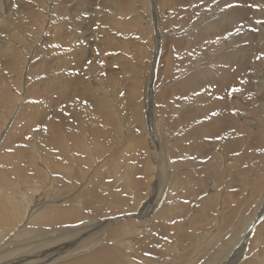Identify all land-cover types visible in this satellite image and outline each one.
<instances>
[{"label":"bare ground","instance_id":"1","mask_svg":"<svg viewBox=\"0 0 264 264\" xmlns=\"http://www.w3.org/2000/svg\"><path fill=\"white\" fill-rule=\"evenodd\" d=\"M68 1V10L82 8L92 10L96 17L100 14L92 9L95 0ZM163 1L166 0L100 1V6H107L113 14V18L108 19L110 25L122 33H125V29L133 30L130 34L143 39L146 45L131 39L128 42L120 41L108 35L107 42L113 46L109 48V45L104 46L102 43L100 60L105 61L103 73H97L95 64L92 69L89 61L86 72L89 76L87 81H91L90 87L86 89H90L94 96L91 98L95 106L94 115L99 114L101 121L97 123L100 127L94 128L99 132H88L85 116L82 117V141L75 145H79L81 154L77 157L83 159L79 162L97 161L98 154L103 150L104 153L111 152L114 157L109 160H114L118 150L112 145L118 144L116 137L124 128L132 130L129 128L132 124H128L127 119L135 121L133 129L138 128L140 138L150 150L141 146V151L129 160L120 154L117 156L119 162L114 167H110L107 162L98 165L110 167L111 170L106 173L105 179L99 176L101 182L97 186L86 178H94L98 174L99 167L92 166L91 172L85 174L86 179L80 184L82 189L77 190V193H69V189L55 184V172L46 174L39 167L41 154L38 140L42 137L46 139L47 135L57 137L54 134L56 127L50 118L52 115H49L48 121H41V124L36 122L44 118L48 101L40 97L28 98L18 77L21 76L23 62L28 65V61L25 55H20V43L18 47L15 42L18 43L16 40L36 29L38 17L27 9L26 5L31 4L29 1L25 4L23 0H0V110L11 109L7 118L9 122L13 112L17 111V103H20L19 106L31 114L32 131L39 130L34 144L25 146L17 141L18 136H15L16 140L8 136L9 130L2 133L5 127L0 114V141L8 140L10 146L18 148L13 159L9 160L5 149L0 146V168L5 167L7 172L0 177V236L6 233L0 237V264H242L241 258L249 261V264H260L264 260V253L261 252L264 246V0H169L170 5L179 3L176 7L180 8L171 13L183 15V23L179 26L181 29L174 32L177 39L162 32L167 27L162 19ZM233 3L239 5L237 11ZM140 8L146 16L139 15ZM21 12L23 20L29 16L36 17H30L20 24ZM189 12L196 14L192 15L193 18L188 17ZM78 22L72 16L68 24H58L52 28L55 20L52 23L50 21L49 26L54 31L48 40L59 42L60 52L72 56L74 60L59 57L54 64H35L37 58L34 54V63L29 64L33 68L29 83L34 85L33 80H39L40 73H46L53 67L58 69L63 65L67 69H74L84 65L88 53L84 49L87 39L78 32V29H84ZM85 30L91 35L92 46L99 51L97 34L106 30L98 29L97 34L94 28L87 27ZM35 33L38 38L43 37L42 25ZM240 33H245L244 40L251 47L248 54L239 49ZM44 40L42 38L40 44ZM245 41L242 45L246 44ZM32 43L27 45L26 50L31 48ZM171 46H184L187 52L193 51L194 54L198 51L185 70L189 71L192 65L197 67L179 83L169 87L173 92L187 86L189 91L164 97V105L158 109L149 103L152 91L150 85L158 81L162 73L159 64L165 57L166 62L170 61L167 51ZM116 49L130 50L134 60L117 55ZM100 60H97L98 63ZM73 61H76V66H72ZM112 62L115 64L112 65ZM202 62L207 63V68ZM233 66L241 70L233 69ZM10 68H15L19 75L11 80L13 88L3 89L4 75ZM123 70L129 71L130 75L145 73V84L134 85L132 89L122 88L123 97L117 102L110 101L108 95L111 93L103 82L107 81L109 87L113 86ZM186 71L179 72L175 78L184 76ZM14 73L16 71H10L9 74L12 77ZM60 76L57 77L58 83L74 81L72 77ZM121 76L126 81V76ZM233 77L238 82L231 88L225 86L224 82ZM210 85H214L212 88L215 89L209 94V106L190 107V101L193 100L199 104L205 103L207 98L203 97L200 88ZM70 87V84L59 86L67 91ZM224 87L229 90L221 95L220 99L227 101L222 107V101L210 99H213L212 95L218 94L217 89L222 91ZM142 88H145L146 98L138 92ZM135 97L137 99L133 102ZM244 100L253 106L257 115L248 112ZM30 102L37 113L32 112L33 107H26ZM142 102L148 104L147 107L143 106L146 114L142 112ZM169 114L176 115L178 126L184 128L195 118L196 121L202 118L208 121L199 122L200 125L197 124L183 135L179 130L178 135L184 142L182 149L181 145H173V137L165 134L166 126H172L167 122ZM18 126L23 129L24 122H19ZM122 143V146L127 147L130 139L126 138ZM37 146L38 154L31 155L35 164L32 161L29 167L34 172L23 170L18 173L13 165L28 155L24 150L33 152ZM226 147L230 155L225 153ZM12 149L10 147L7 151ZM142 150L145 156L139 159L137 154L142 153ZM173 150L181 151V161L178 158L170 159ZM185 153H191L194 161H201L198 171L190 169L191 162L182 160V156L187 155ZM238 159L242 162L235 164L233 161ZM224 161L231 162L227 170L223 167ZM242 168L245 170L239 172ZM208 173L210 177L204 178ZM38 177L40 181L48 179L50 185L47 191V184H39L38 181L35 185L23 183ZM224 177H230V186H222ZM217 184L222 186L219 191L213 188ZM160 190L164 193L155 198L153 195H158ZM250 200L254 204L253 218L248 217V214L243 215L245 207H236L248 204ZM216 207L218 210L215 214ZM235 210H238L237 215H234ZM179 221L184 222L187 231L178 224ZM3 222L9 227L5 229ZM61 223V227L56 226ZM83 226L88 229H83ZM169 226L182 228L185 238L176 240L168 237L166 229ZM248 226L251 227L249 230ZM242 228L243 236L235 239L236 233ZM252 231L254 234L250 238ZM228 233L231 235L228 236ZM200 238L204 241H199ZM247 240L248 248L244 243L241 244V241ZM198 242L201 245H198L194 258L192 248L195 249ZM230 242L234 244L231 248ZM236 245L239 246L236 252H239L229 256Z\"/></svg>","mask_w":264,"mask_h":264},{"label":"rangeland","instance_id":"2","mask_svg":"<svg viewBox=\"0 0 264 264\" xmlns=\"http://www.w3.org/2000/svg\"><path fill=\"white\" fill-rule=\"evenodd\" d=\"M28 1L31 2V4L26 5L27 9L35 12L37 17H38V20H37V26H36L35 30H30L29 32H27V34L23 38L16 40V41H19L18 43L15 42V45L18 47H19V43H20V47H19L20 55L22 54L23 57L25 55V57L28 61V65L26 64V62H23V66L21 68L22 73H21V76H18V77L20 78V80L22 82L23 91H25L24 93L28 96V98L40 97V98L46 99L48 101V105H46V107L44 109L45 110L44 118L39 119L36 122H37V124H41V121H48V118L50 117L49 115H52L50 118H52V123L56 127L54 134L57 135V137L47 135L46 139L44 137H42L40 140H38L40 142L39 151L41 154V160H40L41 163L39 162V167L42 168L46 174H47V172H50V171L55 172V175L53 177L54 182H57L55 184L59 183V184H61V186L63 188L69 189L70 190L69 193H71L72 191H76L75 193H77L78 191H80L82 189V186L80 184L83 183L82 181L85 180L86 178H89L90 181L93 182V185H96V186L101 182L99 176H101L103 179H105L104 177H105L106 173L111 170L109 168L114 167L115 164H118V162H119V158H117L118 155L122 154L123 158L125 160H129L132 155L141 151V149H142L141 146H144L145 148H147L148 151L150 150V148L146 147L144 141L140 138V131L138 130V128L136 130L133 129V127L135 125L133 123H135V121L129 120V119H127V122H128V124H132V125L131 126L128 125V126L132 130H130L128 128L122 129L121 132L116 137L118 140V144H116V146L112 145V147L114 149L118 150L117 156L114 158V160H109L110 157H114V155H111V152L104 153V151L101 150V153L98 154L99 158L97 159V161L93 160L94 164H93V161H91L92 162L91 163L90 161H86V160H84L83 162H79L80 160H83L82 158L77 157L78 154H81V152H80L81 149H79L80 148L79 145H77L75 147V145L77 143H81V141H82V136H80V134H81V128H82L81 123H82V117L83 116H85V119H86V127L89 128L88 132H91V131L93 133L99 132L94 128L100 127V125L97 123L99 121H101V117L99 116V114L94 115L95 110H93V109L95 106H94L93 100L91 99V98H94V96H92V92L90 91V89L89 90L86 89V87L87 88L90 87V81H91V80L87 81V78L89 76H88V73L86 72V70L88 69L89 64L91 63L92 69H93V65L95 64L98 67L97 73H99V74L103 73V67L102 66L105 65V61L100 60L102 43L104 46L109 45V48H111L113 46V44H110L107 42L108 35L111 37H114L117 40L125 41V42H128V39L137 40L140 42V45H144L145 41L143 39H141L140 37H138L137 35L130 34V33L134 32L133 30L125 29V33H122L121 31H118L114 27V25H110V21H108V19L113 18V14L110 13L109 8L107 6H100L101 0H95L92 4V9L100 12L98 17H96L94 12L90 9H82V8L74 9L73 8V10H68V7H70L68 0H23V2L25 4ZM84 1H91V0H84ZM6 2H7V0H6ZM163 3L165 4L164 7L162 8L164 11V15H162V14H160V15H162V19L164 20V22L167 23L166 24L167 27L164 28L162 32L164 35H166L168 37H173V38L177 39L178 37H176L174 35V32L179 31L181 29V27H179V26L183 23V15H182V13L177 15L176 12L171 13V11L172 10L179 11L180 8L176 7V5L179 3H177L175 5H170L171 2H169V0L163 1ZM168 6H169V9H168ZM232 6L236 11L239 8V5H237L235 3H233ZM54 8L57 9L56 12H54ZM89 12H93V13H89ZM138 13L140 16H146L145 12L141 8L138 10ZM193 14H196V13L195 12L187 13L188 17H192V18H193V16H192ZM72 16H75L76 21H80L78 23H80L82 28H84V29H78V32L80 34H84L86 39H87V43L84 45V49L88 50V53L86 54V60L87 61H85L83 66L75 67L74 69H67L63 65H61L60 68H58V69H54V67H53V68L47 70L46 73H40L39 74L40 79L37 81L33 80L34 85L31 82L29 83V79L33 73V68H31L29 66V64H32L34 62H35V64L42 62L44 64L50 65V64H54L56 62V59L59 57L66 58L68 60H74L72 56H70V55L66 56L65 54L60 52V50H59L60 43L59 42L54 43V42L48 40L49 36L52 35L53 34L52 32L54 31L51 29L56 28L58 26V24H60V25H63L64 23L68 24V22L70 21ZM30 17L35 18L36 16H29V18ZM29 18H25V20L29 19ZM19 19H20V24L22 21H25V20H23L24 18H23L22 12L19 14ZM54 20H55V23L51 28L49 26L50 21L52 23ZM40 25H42V35H43L42 38H45V40L42 41V44H40L41 43L40 40L42 38H38L37 34L35 33L37 28ZM87 27L94 28L95 33L98 31V29H100V30L105 29L106 30L105 32L100 33V34L96 33L97 38H98L99 43H100V50L99 51L96 50L97 48H94L92 46L93 40H90L91 35H90V33H88L85 30V28H87ZM177 27H179V28H177ZM75 28L77 29L76 26H75ZM49 29H50V31H49ZM244 38H245V33H240L239 34V49L242 53L248 54V52H250L251 47H250L249 43L244 40ZM54 40L56 41V39H54ZM243 41L246 42L245 45H242ZM31 42H33L31 48L26 50L27 45ZM198 43H199V41L197 42V46H198ZM167 48H169V47H167ZM91 49H94L93 53L91 52ZM114 51H112V52H114ZM115 52L117 55L120 54V55L125 56L126 58H129L130 60H134L133 54L130 53V50L124 51V50L116 49ZM108 53L110 55V52H108ZM167 53H168V58L170 61L166 62L165 60L167 58L166 57L164 58V61L162 62V64H159V66L162 67V73L159 76L158 81L153 82L150 85V88L152 91L149 95V103H151L152 106H154L158 109L164 105V102H163L164 97H170L171 95H174L176 93L189 91L187 86H185L183 89L178 88L173 92L170 91L169 87L171 85L179 83L192 70H194L197 67V65H192L190 67L189 71L185 70V67L189 65V62L194 60V57L198 54V51L194 54L193 51L187 52V49H185L184 46H180V47L171 46L170 49L167 51ZM34 54L36 55L37 60L38 59H40V60H38V61L36 60L33 62ZM80 58H82V56H80ZM97 60H100V62L98 63ZM89 61H90V63H89ZM183 61H185V62L183 63ZM76 64H77L76 61H73L72 66H76ZM114 64L115 63L112 62V65H114ZM117 64L119 65L118 61H117ZM201 64L205 67L207 66V63L202 62ZM208 66L210 68H212V66H210V65H208ZM109 69H111V68H109ZM233 69L241 70V68H237L236 66L235 67L233 66ZM10 71H16V73H14L11 77L9 74ZM182 71H186L187 73L180 78H175V76L179 72H182ZM56 74H60L63 77H72L71 79L74 81H72V83H62V82L58 83L57 77H61V76L56 75ZM121 74H124L126 76V81L122 80ZM121 74H119V76L116 77V80L113 83V86H111V87H109L107 81L103 82L104 87L111 93L110 95H108V97L110 98V101L112 99V100H116V102H117V100H119L121 97H123V91H121L122 88L132 89V87L134 85L143 86L145 84L143 78L146 79V76H145L146 74L143 72L130 75L129 71L123 70V71H121ZM17 75H19L17 70L15 68H10L6 72V74L4 75L5 76V81H4L5 86H2L3 89L13 88V84H12L11 80L13 78H17ZM48 77H50V79L46 81V79ZM138 77H140V79H138ZM234 80H235V77H233L232 79H230L227 82H224L225 86L227 85L228 87L231 88L233 86V84H235V82H236ZM27 81L29 84L27 83ZM62 84H70L71 87L68 91L63 90V89L59 88V86H61ZM31 87H33V88H31ZM202 87L203 88H200L202 91V95L204 98H207V100L205 101V103H202V104L195 102L196 100L190 101V104H191L190 107L195 108V107H197V105H199L201 107L207 108L209 106V102H210L209 101V94H210L211 90L215 89V88H212V87H214V85H210L207 88H205L204 86H202ZM241 88H242V90L244 89L243 86H241ZM144 90H145V88H142V89L138 90V92L141 94V97L146 98V93L144 92ZM227 90H229V88H226V87H224L222 89V91L217 89L218 94L212 95L213 99H210V100L215 101V99H218V100L222 101L220 105H222V107H224L223 104H225L227 101L224 99H220V98H222L221 95L223 93H226ZM239 96H240V94H239ZM177 97H179V96H177ZM136 99H137V97H135L133 99V102ZM31 102H34V100H32ZM31 102L28 103L26 105V107H33L32 112L37 113V110L35 111V107ZM133 102H130V103H133ZM244 102H246V105H248V112H250V113L254 112L253 115L255 116L257 111L253 108V106L250 103H247L246 100H244ZM19 104L20 103H17V107H16L17 111L13 112V115L10 117L9 122H8L7 118L11 114V109L0 110V114L2 115V122L4 123V127H5L1 131H2V133H4L5 131L9 130L8 136H12L13 139H15V136H18V138H19L17 140L18 142L22 143L25 146H31L32 144H34L35 137H36V135H38L39 130L38 131H32V123L30 121V115L31 114L26 113L24 111V108H22V106L20 107ZM143 106L147 107L148 104H145V102H142L141 103L142 109H143ZM23 107H24V104H23ZM190 107H188V108H190ZM142 112L146 114L144 109L142 110ZM222 113H225V111H222ZM205 119L206 118H202L198 121H196L197 120L196 118L192 119L190 121L189 125L185 126L186 128H184V127L178 126V120H177L176 115L169 114V119L167 122H168V124H171L172 126H168V125L166 126L165 134H168V136L173 137L172 138L173 145L174 144H176L177 146L181 145L182 149H183L184 142L181 139V137H179V135H178L180 133L179 130L181 131V133L183 135V133H185L186 131L193 129V127L196 126L199 122L204 123V122L208 121V119L207 120H205ZM19 122H24V128L23 129H21L18 126ZM198 125H200V124H198ZM66 136H67V138H65ZM1 137H2V135H1ZM126 138L130 139V144L127 145V147L122 146V144H123L122 142ZM17 141L15 142V144L17 143ZM10 145H11V142L8 140L0 141V146H2L5 149L4 153L7 155V158L9 160H12L13 155L15 153H17L18 148L14 149V147L10 146ZM10 147L13 148L12 151H7ZM74 147H75L76 151L74 150ZM37 148H38V146L35 147L33 152H30V150H24V153H26L28 155L24 156V160L13 165L16 168V170L18 171V173H20L23 170H28L29 172H31V171L34 172L29 167L32 166V161L34 160L33 156H31V155L38 154V151H36ZM193 148H195V147H192V149ZM90 150L91 149H89V151ZM144 151H146V149H144ZM144 151L142 150V153L137 154L139 159H143V157L145 156ZM180 152L173 150L172 151V157H170V159L173 160V158H178L181 161V153ZM225 153L228 155L231 154V152H229L227 147L225 148ZM185 154H187V155H183L182 160H185L187 162H191L192 164H189L190 169L191 170L195 169L196 171H198L199 170L198 164H201V161L199 159L197 161H194L191 153H185ZM161 157H164V156L162 155ZM238 161L242 162L241 159L234 160L233 162L235 164H239ZM3 162H5V161H3ZM105 162H107V164L110 165V167H104V165L98 166L100 164H104ZM33 163H34V161H33ZM230 164H231V162L224 161L223 167L227 170V166H229ZM44 165L48 169L45 168ZM95 165H96V167H99V170L97 171L98 174L94 178H90V177L85 178L84 177L85 174L90 173L91 172L90 168L92 166H95ZM245 165H243V166H245ZM4 169H5V167H4ZM4 169L0 168V177H2L5 173H7L6 170H4ZM241 170H245V169H243V168L239 169V172H242ZM205 177H210V174L209 173L206 174V176H204V178ZM251 179H253L252 176H251ZM29 180H31V181L27 180V181H24L23 183L25 185H28L29 183H31V185H35L36 184L35 182L38 181V182H40L39 184H41V183L47 184V187L43 186V187H46V189H45L46 191H47V188H49V186H48L49 181L47 178L46 179L43 178L42 181L39 180V177L33 178V180H32V178H30ZM23 183H22V185H23ZM231 184L232 183L230 182V177H224L222 179V186L228 187ZM77 185H79V186H77ZM163 186H166V185H163ZM222 186L217 184L213 188H215L217 191H219L222 189ZM223 189H224V187H223ZM232 189L233 188L229 189L228 191H231ZM5 192L7 193L8 191H5ZM207 192H208V190H207ZM163 193L164 192L163 191L161 192V190H160V193L158 195H156V196L153 195V196L155 198H158ZM235 193H236V191L234 192V194ZM235 199H238V197ZM250 202H251V200L248 202V204H240L236 207L239 209L242 207H245L243 210V215L248 214V217L251 216V218H253L255 215V211L253 210L254 204H251ZM97 206H99V205H97ZM217 210L218 209L216 207L215 214L217 213ZM237 212H238V210H235L234 215H237ZM234 215H232V217ZM102 219H104V217ZM233 222H236V220H234ZM62 223L59 225H56V226L61 227ZM183 223H184L183 221L178 222V224L184 230H186ZM3 225H4L5 229L9 227V225L6 224V222H3ZM45 226H47V225H43L42 227H45ZM182 228L169 226L168 229H166V234L168 237H174L176 240H179L180 238H185ZM250 228L251 227L248 226V230ZM83 229H88V227L85 226ZM253 231H252V235L250 238L253 237V234H254ZM230 235H231V233H228V236H230ZM236 235H238V236H236ZM236 235H235V239L243 236V228L238 230ZM3 236H0V237H3ZM7 237L8 236H6V238ZM186 239H189V238H186ZM199 241H204V240H201V238H200ZM232 242H230V248L234 245ZM241 242L240 243L242 245L244 243V245H246L247 248L249 247V240H247L246 242L245 241H241ZM198 245H201V242H198L195 249L192 248V251H194V258H195L196 252L199 249ZM238 247L236 245L231 250V252L229 253V256L236 255L239 252V251L236 252V250H239ZM261 252L264 253V246H263ZM241 261H242V264H249V261H245L242 258H241ZM253 261L256 262V260H253ZM255 264H258V263H255ZM260 264H264V260L260 261Z\"/></svg>","mask_w":264,"mask_h":264}]
</instances>
